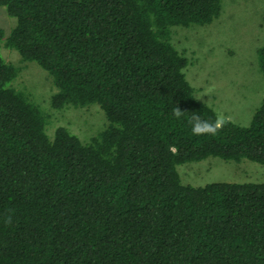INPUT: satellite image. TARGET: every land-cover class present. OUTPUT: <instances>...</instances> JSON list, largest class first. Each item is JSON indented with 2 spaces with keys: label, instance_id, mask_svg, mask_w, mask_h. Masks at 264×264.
Here are the masks:
<instances>
[{
  "label": "trees",
  "instance_id": "obj_1",
  "mask_svg": "<svg viewBox=\"0 0 264 264\" xmlns=\"http://www.w3.org/2000/svg\"><path fill=\"white\" fill-rule=\"evenodd\" d=\"M0 9V217L12 216L0 220V264H264V175L194 187L179 174L209 158L264 171V97L246 126L194 136L187 123L217 115L185 69L188 28L222 22L221 0H0ZM256 61L264 76V44ZM24 67L41 74L40 89L15 83ZM88 108L100 116L94 131L50 130V111Z\"/></svg>",
  "mask_w": 264,
  "mask_h": 264
},
{
  "label": "rangeland",
  "instance_id": "obj_2",
  "mask_svg": "<svg viewBox=\"0 0 264 264\" xmlns=\"http://www.w3.org/2000/svg\"><path fill=\"white\" fill-rule=\"evenodd\" d=\"M221 6L222 22L188 28L194 29L191 34L194 59L186 67L185 77L197 97H202L216 114L224 112L233 123L246 126L264 97V76L256 61V50L264 44V0H221ZM4 11L0 9V27L8 25ZM3 56L15 66L22 65L10 50H4ZM34 71L33 74L31 69L22 68L15 83L27 84L34 80L40 89L38 86L42 87L44 81L40 80L41 74ZM46 89L47 84L45 95ZM96 111V108L50 111V130L57 125H67L74 132L85 130L86 126L94 131L93 123L100 122ZM261 170L259 165L247 161L233 163L209 158L181 166L179 174L184 184L196 187L213 182H253L263 178Z\"/></svg>",
  "mask_w": 264,
  "mask_h": 264
},
{
  "label": "clouds",
  "instance_id": "obj_3",
  "mask_svg": "<svg viewBox=\"0 0 264 264\" xmlns=\"http://www.w3.org/2000/svg\"><path fill=\"white\" fill-rule=\"evenodd\" d=\"M201 99L202 97L197 100ZM183 114L184 111L179 107H175L172 113L173 117L176 119H180ZM187 123L190 125L191 133L194 136H216L227 124L232 123V118L224 112H218L214 120L202 119L201 116L193 114L188 119ZM169 151L176 154L178 149L175 145H170ZM0 220H2L5 225H10L12 223V216L10 214L4 215L0 217Z\"/></svg>",
  "mask_w": 264,
  "mask_h": 264
}]
</instances>
